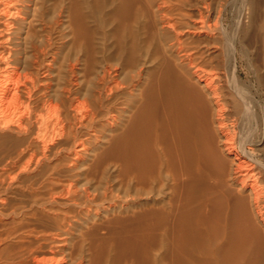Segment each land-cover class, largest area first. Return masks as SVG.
<instances>
[{
    "label": "bare ground",
    "instance_id": "1",
    "mask_svg": "<svg viewBox=\"0 0 264 264\" xmlns=\"http://www.w3.org/2000/svg\"><path fill=\"white\" fill-rule=\"evenodd\" d=\"M246 3L234 42L236 0H0V264H264Z\"/></svg>",
    "mask_w": 264,
    "mask_h": 264
},
{
    "label": "rangeland",
    "instance_id": "2",
    "mask_svg": "<svg viewBox=\"0 0 264 264\" xmlns=\"http://www.w3.org/2000/svg\"><path fill=\"white\" fill-rule=\"evenodd\" d=\"M247 1L248 0H236L235 7H236L237 13H235V11L233 12L231 8L229 7L228 10L227 11L225 10L224 13L222 14L223 17H222L221 25L222 27L224 26L223 31L225 32L223 33L227 36V38L232 37L234 42H240L242 40L243 33H245L249 28L248 10L246 9ZM238 67L242 70L241 75L243 77L244 69H245V63L243 60H240L238 62Z\"/></svg>",
    "mask_w": 264,
    "mask_h": 264
}]
</instances>
